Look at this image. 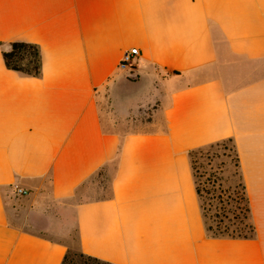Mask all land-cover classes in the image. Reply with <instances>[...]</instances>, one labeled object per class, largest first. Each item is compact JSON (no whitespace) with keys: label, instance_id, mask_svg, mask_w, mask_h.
<instances>
[{"label":"crops","instance_id":"0c3cea01","mask_svg":"<svg viewBox=\"0 0 264 264\" xmlns=\"http://www.w3.org/2000/svg\"><path fill=\"white\" fill-rule=\"evenodd\" d=\"M224 141L249 238L211 236L197 191L192 153ZM72 229L112 264H264V0H0V264H62Z\"/></svg>","mask_w":264,"mask_h":264},{"label":"rangeland","instance_id":"374dc122","mask_svg":"<svg viewBox=\"0 0 264 264\" xmlns=\"http://www.w3.org/2000/svg\"><path fill=\"white\" fill-rule=\"evenodd\" d=\"M125 93L128 95L129 102L140 97L139 89L136 86L128 87L125 89ZM102 104L103 102L101 106ZM105 126H107L106 123ZM220 144L211 150V155L215 157L210 160L205 156L195 155L194 167L200 189L201 206L207 225L217 230V221L223 220L221 228L225 229L227 225L233 231L237 227L243 226L239 223L240 220L248 218V202L238 169L234 145L231 141H224ZM223 216L229 217L232 221L228 222ZM244 221L245 224H251L250 220L244 219ZM245 232L251 233L248 226L245 228ZM59 233L61 235L56 237L57 240L64 242L70 252H81L75 229Z\"/></svg>","mask_w":264,"mask_h":264},{"label":"trees","instance_id":"16d2710c","mask_svg":"<svg viewBox=\"0 0 264 264\" xmlns=\"http://www.w3.org/2000/svg\"><path fill=\"white\" fill-rule=\"evenodd\" d=\"M3 56H4L5 63L8 68L15 70L17 72H21L28 76L39 77L41 75L42 58H41L40 50L36 45L31 44V43H26V42H14V43H11L10 50L5 51L3 53ZM220 145L221 144L218 143L208 148L199 149L192 153L191 155L192 167H193L196 184H197V176H196L195 167H194V160H195L194 156L199 154L202 157L205 156L208 160H210L212 157H215L214 155H211L212 154L211 150H213L214 148H217ZM197 191L199 193V196H201L198 184H197ZM247 211L249 214V205H248ZM223 218L227 219L228 222L232 221V219H230L227 216H223ZM248 218L246 217L244 219L250 220L249 216ZM244 219L239 221V223L243 226L237 227L233 231H231L227 225L225 226V229H222L221 225L223 224V220H219L217 221V224H218L217 230H215L212 226H208L209 234L213 237L227 236V237H232V238H249L252 236L253 226L252 224H245L246 222L244 221ZM247 226L249 227L251 231L250 234L245 232V228ZM62 264H112V263L86 255L83 252L72 253L68 250L64 257Z\"/></svg>","mask_w":264,"mask_h":264},{"label":"built area","instance_id":"2783aa9c","mask_svg":"<svg viewBox=\"0 0 264 264\" xmlns=\"http://www.w3.org/2000/svg\"><path fill=\"white\" fill-rule=\"evenodd\" d=\"M138 54H139L138 49H131L130 51L125 52L121 59L120 67L132 69L131 66L135 58L138 56ZM16 192L17 194L22 196L27 194V191L18 188Z\"/></svg>","mask_w":264,"mask_h":264}]
</instances>
